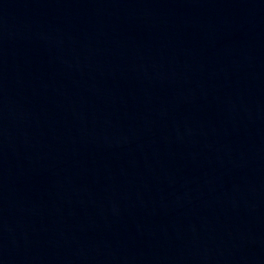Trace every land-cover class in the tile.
Returning <instances> with one entry per match:
<instances>
[{
  "label": "water",
  "instance_id": "water-1",
  "mask_svg": "<svg viewBox=\"0 0 264 264\" xmlns=\"http://www.w3.org/2000/svg\"><path fill=\"white\" fill-rule=\"evenodd\" d=\"M0 264H264V0H0Z\"/></svg>",
  "mask_w": 264,
  "mask_h": 264
}]
</instances>
